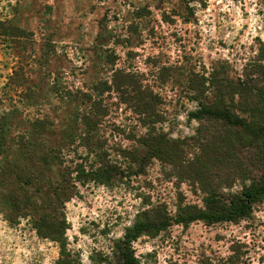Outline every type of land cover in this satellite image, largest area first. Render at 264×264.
Masks as SVG:
<instances>
[{
	"label": "rangeland",
	"instance_id": "1",
	"mask_svg": "<svg viewBox=\"0 0 264 264\" xmlns=\"http://www.w3.org/2000/svg\"><path fill=\"white\" fill-rule=\"evenodd\" d=\"M203 106L228 117H191ZM236 118L264 128V0H0V264H124L127 228L166 218L131 241L138 264H264V197L236 220L178 221L263 176L264 133Z\"/></svg>",
	"mask_w": 264,
	"mask_h": 264
},
{
	"label": "trees",
	"instance_id": "2",
	"mask_svg": "<svg viewBox=\"0 0 264 264\" xmlns=\"http://www.w3.org/2000/svg\"><path fill=\"white\" fill-rule=\"evenodd\" d=\"M133 76L132 74L126 73L124 75V80L120 83L117 84V87H122L126 88V91L129 90L130 92L133 93V99L135 100V112L138 113L139 115H144L149 117L150 111L153 110L154 102L150 101V96L149 94H146L144 91L140 90L139 87L133 86L131 82V77ZM72 96L70 92L65 94L64 98L68 99L69 97L67 96ZM203 106L198 111L191 113V117L195 119H202L203 118V113H209L213 117H223L226 118L227 112L226 111H220L218 108H213V107H207ZM82 120V126L85 127V134L89 133L93 129V124L95 125V120H91L89 117V113L87 115H84V117L81 118ZM238 121V122H236ZM236 121L232 122L235 123L239 128L242 130H245L247 133V136L249 139L252 140H258L261 138V134L264 133V128H252L249 127L246 123L245 120L242 119H237ZM31 135H33L31 133ZM21 140H24L26 138L25 135H22ZM29 138V136H27ZM25 143L18 142L16 144L15 150L11 152V154L15 156H21L22 149L24 147ZM45 147V146H44ZM63 143L62 141L59 140V149L57 147L52 146L48 149H44V152L40 154V160L44 166L49 165L53 160L56 159V156L59 151V157L62 155L63 152ZM25 157V158H24ZM26 157H28L27 152L23 154V158L26 160ZM15 161V160H14ZM8 169V168H7ZM8 171V170H7ZM12 171L10 170V175ZM97 172H94V175H96ZM19 177V176H17ZM16 177V178H17ZM264 197V170H263V176L256 182L250 185V187H246L242 192L241 195L238 198L231 199L227 204H224L222 207H211L210 205H207V208L205 211H200L197 212L196 214L192 216H186L183 218H180L181 222L188 223L192 220H203L206 221L207 223H215L219 221H232L236 220L238 218H241L245 216L250 208V205L257 201L260 198ZM7 202L10 204L13 203L15 199H11L8 197ZM209 203H213L215 201V198L213 196H210L208 199ZM28 205V204H25ZM13 208H17L18 205L16 203H13ZM25 209V207H24ZM39 208H32L30 210H26L27 212H32L33 213V219L35 222H33V226L35 227L37 233L41 237H48L51 238L57 242H60L63 245V240L62 235L64 234V225L59 226V223L54 224L51 221H48L45 219L44 214H39ZM25 215V214H24ZM166 219L159 221L157 223H147L143 222L142 220H139L135 222V224L131 228H127V232L124 235V238L122 240V248H121V259L123 260L124 264H138V261L134 258L133 256V251L131 248V241L136 239L138 236L142 235L143 233L148 232L150 229H154L156 232L161 231L165 229L169 224H167Z\"/></svg>",
	"mask_w": 264,
	"mask_h": 264
}]
</instances>
